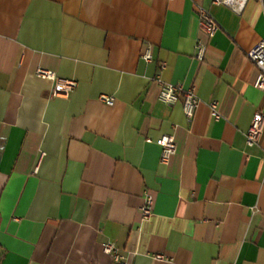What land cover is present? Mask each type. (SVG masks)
<instances>
[{"label": "crops", "instance_id": "obj_1", "mask_svg": "<svg viewBox=\"0 0 264 264\" xmlns=\"http://www.w3.org/2000/svg\"><path fill=\"white\" fill-rule=\"evenodd\" d=\"M262 38L257 0H0V264H114L105 243L127 264H264V129L245 138L264 113L246 56ZM39 67L76 88L52 95ZM160 81L195 88L192 119Z\"/></svg>", "mask_w": 264, "mask_h": 264}, {"label": "built area", "instance_id": "obj_2", "mask_svg": "<svg viewBox=\"0 0 264 264\" xmlns=\"http://www.w3.org/2000/svg\"><path fill=\"white\" fill-rule=\"evenodd\" d=\"M246 0H213V3L233 4L239 3V7H242ZM262 4V14L264 19V0H257ZM199 26L201 30L209 37L214 36L219 28V24L215 17L206 9L199 6ZM206 50L205 44L198 41L196 46L195 58L202 61ZM246 56L250 62L257 69V75L254 81V87L258 90L264 91V38L260 39L252 49L246 52ZM142 59L146 62L152 60L151 46L148 44L145 51L142 54ZM35 75L42 79H47L53 83L52 95L68 97L76 88L77 81L73 79H67L59 77L54 71L39 67L35 70ZM158 100L168 106H173L181 103L182 110L185 117L190 120L193 118L194 113L200 105V98L198 97L194 87L185 88L182 84H170L161 82ZM100 100L107 105L114 104V98L108 95H100ZM207 106L210 110V114L215 120L222 118L219 111V102L217 100H211L207 102ZM264 129V113L256 111L251 119L250 126L245 133L246 144L250 147L258 144L260 136ZM161 146L160 161L167 163L170 157L175 154L177 150L175 139L172 135H163L159 141ZM140 216L142 220L148 219L152 215L153 211V197L151 194L146 193L143 198V203L139 208ZM103 250L113 257L114 264H127L122 260L121 255L118 253L116 247L111 243H105ZM157 260H163L164 256L161 254L154 255Z\"/></svg>", "mask_w": 264, "mask_h": 264}]
</instances>
